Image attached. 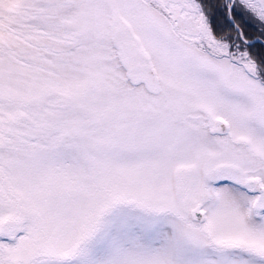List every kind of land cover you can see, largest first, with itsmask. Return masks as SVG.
<instances>
[{"label":"snow or ice","instance_id":"obj_1","mask_svg":"<svg viewBox=\"0 0 264 264\" xmlns=\"http://www.w3.org/2000/svg\"><path fill=\"white\" fill-rule=\"evenodd\" d=\"M0 264H264V0H0Z\"/></svg>","mask_w":264,"mask_h":264},{"label":"trees","instance_id":"obj_2","mask_svg":"<svg viewBox=\"0 0 264 264\" xmlns=\"http://www.w3.org/2000/svg\"><path fill=\"white\" fill-rule=\"evenodd\" d=\"M246 31H248V33L250 34V36H256V35H258V32L256 31V28H254V27H248L246 29Z\"/></svg>","mask_w":264,"mask_h":264}]
</instances>
